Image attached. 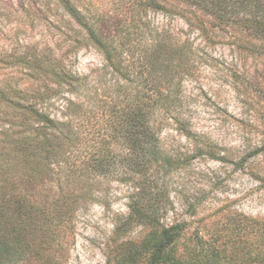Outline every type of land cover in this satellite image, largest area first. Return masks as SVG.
Masks as SVG:
<instances>
[{"label": "trees", "instance_id": "1", "mask_svg": "<svg viewBox=\"0 0 264 264\" xmlns=\"http://www.w3.org/2000/svg\"><path fill=\"white\" fill-rule=\"evenodd\" d=\"M60 3L77 28L75 50L93 48L105 66L90 89L87 76L73 73L62 58L15 61L12 66L26 67V88L0 81V253L6 262L35 237L39 251L54 248V231L67 228L77 202L96 200L94 174L116 173L121 165L141 183L114 230L116 241L124 238L105 264H264V220L234 213L223 227L236 238L229 246L219 245L218 232L205 236L188 233L186 222L162 223L157 180L172 162L160 137L167 119L178 120L170 114L178 82L188 74V43L178 45L147 17L150 11L173 16L171 10L186 4L218 25L241 24L264 42V0H124L106 19L80 0ZM41 175L56 182L60 206L31 197ZM134 226L145 230L138 241L127 238Z\"/></svg>", "mask_w": 264, "mask_h": 264}, {"label": "rangeland", "instance_id": "2", "mask_svg": "<svg viewBox=\"0 0 264 264\" xmlns=\"http://www.w3.org/2000/svg\"><path fill=\"white\" fill-rule=\"evenodd\" d=\"M121 2L80 0L105 19ZM171 12L176 14H147L178 45L188 43V74L178 82L176 108L170 114L179 115L178 120L172 124L167 119L160 137L172 162L157 180L166 209L162 223L186 222L188 233L197 229L205 236L218 232L219 245L229 246L236 238L223 227L234 220V213L264 220V42L241 24L218 25L186 4ZM73 30L77 28L60 0H0V81L10 79L26 88V67L12 66L15 61L62 58L73 73L87 76L90 89L102 78L105 63L91 47L75 50ZM115 170L94 174L91 193L96 200L77 202L67 228L54 231V248L39 251L35 237L30 242L34 246L7 256L11 264H105L110 249L124 238L116 241L114 230L141 183L124 166ZM38 178L31 197L42 204L57 200L60 206L64 200L56 182L46 175ZM25 194L30 198L28 190ZM144 234L141 226H134L127 238L138 241ZM0 264H10L1 253Z\"/></svg>", "mask_w": 264, "mask_h": 264}]
</instances>
